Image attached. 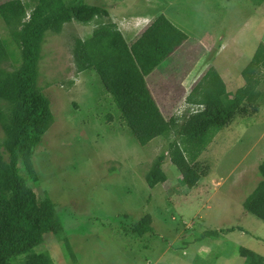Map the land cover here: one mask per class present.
Returning <instances> with one entry per match:
<instances>
[{"label":"rangeland","instance_id":"374dc122","mask_svg":"<svg viewBox=\"0 0 264 264\" xmlns=\"http://www.w3.org/2000/svg\"><path fill=\"white\" fill-rule=\"evenodd\" d=\"M21 1L0 0V40L9 70L21 65L12 32L21 28L16 21L27 19L26 11L11 14L9 5ZM82 1L106 9L108 16L86 25L72 21L59 34L46 33L38 63L36 86L49 99L52 122L34 152L37 183L31 186L54 204L64 234L61 239L45 235L36 252L48 254L53 264H252L240 256L242 248L264 256V222L243 210L264 159V67L257 73L256 110L245 103L214 135L192 164L200 180L187 189L169 160L173 135L140 146L95 70L78 73L72 57L76 39L88 38L98 22L114 23L138 66L156 70L146 77L163 115L180 123L199 108L184 103L192 87L206 84L208 67L222 77L226 103L244 85L241 71L264 41V8L253 0ZM162 14L175 26L158 36L151 28L163 26ZM203 35L214 40L205 53L209 64H197L204 56L197 44ZM221 38L227 44L219 55ZM200 92L193 98L199 99ZM160 154L166 181L149 188L145 176ZM144 215H150L153 230L137 236L132 229Z\"/></svg>","mask_w":264,"mask_h":264},{"label":"trees","instance_id":"16d2710c","mask_svg":"<svg viewBox=\"0 0 264 264\" xmlns=\"http://www.w3.org/2000/svg\"><path fill=\"white\" fill-rule=\"evenodd\" d=\"M9 6L17 17L26 11L27 19L23 23L16 21L21 28L12 32L21 59L18 69L5 66L7 51L0 40V264H53L48 254L36 249L43 244L45 235L61 239L64 231L54 204L46 195L38 197L31 186L37 183L34 152L52 122L49 99L36 86L41 47L46 33L59 34L65 23L86 25L107 17L108 12L82 0H22ZM72 57L78 73L95 70L110 104L140 146L173 135L168 144L169 160L190 189L200 180L192 164L214 135L233 121L245 103L256 110L255 89L259 66L264 67V44L258 45L250 63L241 71L245 83L227 103L222 99V79L208 67L204 74L206 84L193 87L187 97L191 105L199 108L188 111L180 123L163 115L149 89L147 74L138 66L131 47L114 23L98 22L88 38L76 39ZM197 90L201 91L200 98L194 99ZM106 118L111 120L110 116ZM163 160L164 155L160 154L146 174L149 188L166 181L161 169ZM258 175L260 180L243 202V210L264 222V161L258 165ZM152 230L150 215H144L134 224L132 233L142 236ZM240 256L250 258L252 264H264V256L249 249L242 248Z\"/></svg>","mask_w":264,"mask_h":264},{"label":"crops","instance_id":"0c3cea01","mask_svg":"<svg viewBox=\"0 0 264 264\" xmlns=\"http://www.w3.org/2000/svg\"><path fill=\"white\" fill-rule=\"evenodd\" d=\"M261 4V5H260ZM260 8L262 9V8H264V0H262L261 2H260ZM164 14V13H163ZM162 14V18H164V22L163 23H161L163 26L162 27H158L157 29H153V27L151 28L152 30H155V34L156 35H167V34H170V32H172L173 31V29H172V27H170V26H175V25H173L172 23H171V21H169L167 18H166V16L165 15H163ZM264 18V16H262L261 17V19H263ZM158 20H154L153 22L151 21V25L153 24V23H156ZM259 23H261V20H260V22ZM260 26H262V24H259ZM147 31L148 32H150L149 30H148V28H147ZM120 32V31H119ZM121 34H122V32H120ZM123 36V35H122ZM189 36V34L188 33H186L185 34V37L182 39V41H181V43L183 42V40H187L188 37ZM124 38V37H123ZM260 38H263V36H260ZM260 38L258 37V38H256V43L254 42V47H255V44H258V41H260ZM124 40H125V38H124ZM225 40V39H224ZM126 41V40H125ZM198 43L197 44H200V46H201V48H202V50H203V53H202V55H204L203 57H202V59H201V61L199 60V61H197L196 63L197 64H199V62L201 63L202 61H204L205 62V64H209V63H211V58H209V57H205L206 55H205V53H206V49H207V47L208 46H210V44L211 43H213L214 42V40H211L210 38H204V35L201 37V38H198ZM126 43H127V41H126ZM225 44H227L225 41H223V38H221V40H220V43L218 44L217 43V47H216V51L219 53V55H222V53H223V51L225 50V48H226V45ZM236 44V43H235ZM260 44H264V41H263V43H260ZM208 45V46H207ZM238 46V45H237ZM257 47H258V45H257ZM158 48H159V46H158ZM164 48H166V47H164ZM240 50V49H239ZM241 51V50H240ZM217 52H216V55H218L217 54ZM238 53H240V52H238ZM238 53H236V55H238ZM254 53H255V51H254ZM254 53L252 54V55H254ZM239 55H242V53H240ZM244 55V54H243ZM251 55V54H250ZM210 56V55H209ZM219 57V56H218ZM210 59V60H209ZM207 61V62H206ZM153 68V67H152ZM152 68H151V70H152ZM156 70L154 69L152 72L151 71H147V72H145L144 71V73L145 74H147V75H152L153 74V72H155ZM201 74V73H200ZM149 75V76H150ZM188 76V75H187ZM220 76V75H219ZM147 78V77H146ZM221 79H222V77H220ZM223 80V79H222ZM183 86L184 87H186L185 85H184V83H183ZM193 88V87H192ZM240 88V87H239ZM192 90V89H191ZM190 90V91H191ZM190 91L187 93V97H188V95H189V93H190ZM224 95H226V88H225V94ZM187 97H186V99H185V106H192L189 102H188V100H187ZM188 111H189V109H188ZM264 161V159L261 161V162H263Z\"/></svg>","mask_w":264,"mask_h":264}]
</instances>
